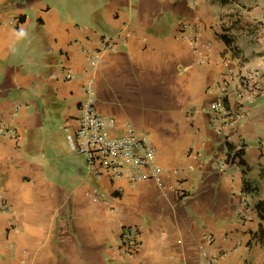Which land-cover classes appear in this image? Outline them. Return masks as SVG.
<instances>
[{
	"label": "crops",
	"instance_id": "1",
	"mask_svg": "<svg viewBox=\"0 0 264 264\" xmlns=\"http://www.w3.org/2000/svg\"><path fill=\"white\" fill-rule=\"evenodd\" d=\"M252 68L264 0H0V264H201V246L264 264V95L235 125L210 109L228 72ZM89 87L114 133L150 137L163 187L70 148Z\"/></svg>",
	"mask_w": 264,
	"mask_h": 264
},
{
	"label": "built area",
	"instance_id": "2",
	"mask_svg": "<svg viewBox=\"0 0 264 264\" xmlns=\"http://www.w3.org/2000/svg\"><path fill=\"white\" fill-rule=\"evenodd\" d=\"M190 24H185L186 30ZM118 37V36H117ZM116 37L105 34L101 39L100 51L115 47ZM194 47L196 43H194ZM196 49V47H195ZM93 65L97 68L101 62L100 55L93 58ZM236 82L234 93H229L231 82ZM221 95L210 104V109L223 117L226 125H235L245 115L242 100L244 97L264 95V72L259 68H252L236 74L228 72L220 86ZM231 95L236 100L230 105ZM98 97L92 87L87 88V95L82 100L78 126L73 130L67 128V139L70 148L82 154L90 170L99 171L106 168L118 178L139 180L144 177L153 179L159 186H164L163 169L157 161V150L147 134L139 132L133 125H128L126 132L116 134L117 120L114 116L101 112L97 105ZM13 137L19 134L7 129ZM140 229L138 226H126L123 232L120 253L130 256L137 245ZM214 242V238H210ZM226 252L211 250L201 246V264H216Z\"/></svg>",
	"mask_w": 264,
	"mask_h": 264
},
{
	"label": "trees",
	"instance_id": "3",
	"mask_svg": "<svg viewBox=\"0 0 264 264\" xmlns=\"http://www.w3.org/2000/svg\"><path fill=\"white\" fill-rule=\"evenodd\" d=\"M264 215V214H263Z\"/></svg>",
	"mask_w": 264,
	"mask_h": 264
}]
</instances>
